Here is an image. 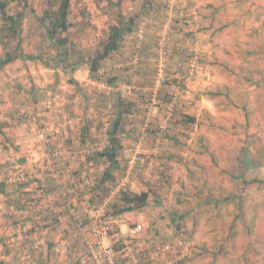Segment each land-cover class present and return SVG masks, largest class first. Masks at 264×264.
<instances>
[{"label": "crops", "instance_id": "crops-1", "mask_svg": "<svg viewBox=\"0 0 264 264\" xmlns=\"http://www.w3.org/2000/svg\"><path fill=\"white\" fill-rule=\"evenodd\" d=\"M135 1L71 0L73 32L68 38L87 40L78 46L81 59L95 50L102 33L109 35L110 24L131 28L100 67L111 64L109 80L91 72L89 57L76 64L46 63L40 53L22 47L16 53L21 56L0 67V264H110L101 251L89 247L87 234L65 208L66 202L74 203L85 219L87 199L104 207L102 218L110 226L107 243L117 250L118 264H133L134 255L140 264H242L209 252L218 239L233 234L219 226L230 185L227 155L214 156L205 118L223 115L235 122L238 108L219 103L227 97L236 102L235 97L245 94L234 90L243 84H237L238 72H250V78H242L247 86H264L251 73L264 71V0H176L173 12L166 7L168 0ZM0 17L2 23L11 19ZM195 36L200 46L194 44ZM137 43L143 48L135 74L125 64ZM196 48L202 60L192 72L186 60ZM3 52L4 57L13 54ZM160 63L169 82L156 94ZM174 99V114L178 110L173 123L160 132ZM120 100L131 106L130 113L121 115L117 132L121 148L112 173L119 180L101 184L111 165L101 153L110 146ZM147 122L150 129L143 136ZM188 123L196 126L186 131ZM85 175L93 178L92 185L65 195L73 180ZM125 179L128 189L148 191V201L107 216ZM136 223L144 230L131 238L129 228ZM180 226L195 243L182 260L183 250L176 246ZM165 245L173 249L164 251Z\"/></svg>", "mask_w": 264, "mask_h": 264}, {"label": "rangeland", "instance_id": "rangeland-1", "mask_svg": "<svg viewBox=\"0 0 264 264\" xmlns=\"http://www.w3.org/2000/svg\"><path fill=\"white\" fill-rule=\"evenodd\" d=\"M107 1L111 2V0ZM118 1L120 3L124 1L126 3H130L129 1H132L133 4L136 3L135 0ZM144 1L146 2V0ZM36 3L37 0H8V14L11 19L2 23L0 17V59L4 57L1 54L2 50L5 53L9 49L13 54H16L17 48L22 47L26 52L36 55L40 53L44 61L48 63L76 64L81 60L83 61L84 58L86 60L87 57L91 59L92 54L95 55L96 51L103 47L104 42L107 40V32L102 33L95 40L96 47L90 53V56L85 54L82 59L78 46L87 40L82 41L78 38L70 40L66 46L52 45L46 29L38 19L39 16L43 15L45 4L37 6ZM134 14V10L131 13L129 12L127 18L129 19ZM111 27L110 24L108 29L110 30ZM72 32L68 30L63 35L69 36ZM4 36H7V39ZM64 48H67L69 55L66 60L63 57L64 55L58 56V53L63 52ZM189 59L186 62H189ZM201 60L198 61V64H201ZM251 73L253 79L257 77L260 79V84L264 83V71H252ZM102 77L105 80H109V72ZM236 77L238 80L237 84H243L236 86L234 90H243L245 94L243 96H234L236 102L234 100L229 101L227 97L226 100L224 98L219 103L221 106L231 104L238 108V114L234 116L235 122L232 124L230 121H225L223 115L222 117H215L217 119L213 118L214 116L205 118L207 130L210 132V135H208L209 139L206 141L213 146L214 156L224 158L227 155V168H225L227 176L229 174L231 176L232 173H236L239 169L236 165L234 167L233 162L235 159L238 163L236 157L243 147L248 151L250 158L256 156L259 160L264 159V86L258 85L253 88L247 86L249 81L242 79L251 77L250 72L247 71L238 72ZM201 91L205 92V89ZM222 109L227 111V108ZM171 119H169V116L166 117L168 126L173 123ZM187 125H189V128L187 129L186 127V131H190L191 126H196V124L192 123ZM194 136L193 142L195 143L193 144L199 149L198 142L200 139H197L196 135ZM231 155H233L234 159ZM228 179L230 185L225 187V194L229 195L230 199L221 204L219 217H223V224L220 223L219 226L222 227V230L225 228L229 229L230 234L233 235L223 236L224 238L218 239L217 247L209 252H213L214 256L220 258H236L242 264H264V184L257 182L241 184L237 180L232 182L229 176Z\"/></svg>", "mask_w": 264, "mask_h": 264}, {"label": "trees", "instance_id": "trees-1", "mask_svg": "<svg viewBox=\"0 0 264 264\" xmlns=\"http://www.w3.org/2000/svg\"><path fill=\"white\" fill-rule=\"evenodd\" d=\"M44 4L45 9L43 10V15L38 17L41 25H43L46 29L47 36L52 45L66 46L69 43V38L68 36H64L63 33L67 32L69 30V27L71 26V23L68 20L71 0H44ZM0 11L2 13L3 18L11 17L8 14V0H0ZM130 29V26L119 27L118 25H113L111 27L110 33L108 35L107 40L104 42L103 47L97 50L95 56L89 60L91 72L97 73L100 67L103 65L104 60H106L112 52L119 49L120 44L124 40L125 34ZM62 55H64L63 57L66 60L67 58L65 57V55L68 56L67 48H64L63 54L58 53V56ZM19 56L21 55H14L10 52H7L5 54V57L0 60V67ZM28 57L33 58L34 56L29 55ZM168 82L169 81H167L164 85L165 87L168 85ZM130 106L131 102H126L124 104L122 100H120L119 102L118 110L120 115L119 118H117L113 124L114 130L111 132L112 134L110 146L107 148V150L101 153L102 156H105L109 160H111V165L109 166V168H107L105 174L103 175L104 177L100 182L101 184L105 183L106 179L111 181L112 184H116L119 180L118 176L116 177V175L112 173V170L116 167L117 156L119 155V150L121 148L120 140L117 137V132L120 126L121 115L125 113H130ZM175 114L170 116L169 119L173 118ZM193 119L188 122L195 121V119ZM168 127L169 126L167 123V128ZM158 129H160V127H158ZM236 159H238V163L234 164V167L237 166L239 167V169L236 173H232L231 176L230 174L228 175L231 178L232 182L237 180L240 181L241 184L254 182L264 184V159L259 160L256 156L250 158L248 155V151L245 147L240 150V153L237 155ZM152 185L153 184L150 183V191H154ZM148 198V191L137 193L128 189L126 186L124 189L118 192L116 199L109 204L107 216L115 217L125 211L141 208L146 204ZM229 199L230 196L228 195L226 200L224 201H227ZM182 230L183 229L180 226L178 234ZM172 249L173 245L169 250Z\"/></svg>", "mask_w": 264, "mask_h": 264}, {"label": "built area", "instance_id": "built-area-1", "mask_svg": "<svg viewBox=\"0 0 264 264\" xmlns=\"http://www.w3.org/2000/svg\"><path fill=\"white\" fill-rule=\"evenodd\" d=\"M176 0H168L166 7L170 9L173 12V8ZM185 7L187 5L185 4ZM194 14H196V11H194ZM189 16V14H188ZM145 29L143 26H141L139 30V36L143 38ZM193 41H195V45L200 46L198 43V37L195 36ZM142 43H137L132 51V54L128 60V63L125 64L128 66L129 70L133 73L137 74L140 71L141 68V60H140V53L142 51ZM201 59V50L196 48L194 49V55L190 59V67L192 69V72H195L194 69L196 68L198 61ZM124 66V64H122ZM110 65H105L103 68L99 69V75L102 76L106 73V71L110 70ZM105 69V71H104ZM109 72V71H108ZM168 81V76L165 72V64L160 63L157 74L155 76V81L153 84V90L157 94L161 88L166 84ZM176 101L175 99L171 101L168 111V116H172L174 112ZM154 105H158V98L154 99ZM167 128V122L165 121L163 125H160V132L165 131ZM148 129H150V123L147 122L142 127V133L143 136L146 135L148 132ZM92 177L89 175H85L83 177L75 178L73 180V183L71 186L67 188L65 191V195L68 194H75L78 192H82L86 190L90 185H92ZM127 185V179H125L124 182L120 184L118 187V191L124 189ZM110 197V196H109ZM87 213L86 218H82L76 209V205L72 202H66L65 208L69 213L70 218L76 222L82 232H85L87 234V244L91 249L99 250L102 252L103 255H105L110 264H118L115 260V256L117 255V250L112 244L107 243L109 236H110V226L107 222H104L102 216L104 215V207L103 205H98L92 202L91 200L87 199L83 202ZM59 220L62 219V217H58ZM144 230V226L142 223H136L133 226L129 228V235L131 238H137L140 233ZM176 245L183 250V252L180 253L178 260H182L185 258H188L191 255L192 250L195 248V243L192 238L188 237V235L185 233L184 230H182L176 238ZM164 251H169L171 249L170 245H165L162 247ZM177 260V261H178ZM176 262V261H174ZM173 261L168 262V264H173ZM133 264H140L138 257L136 255L133 256ZM162 264V263H160Z\"/></svg>", "mask_w": 264, "mask_h": 264}]
</instances>
